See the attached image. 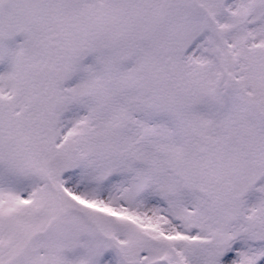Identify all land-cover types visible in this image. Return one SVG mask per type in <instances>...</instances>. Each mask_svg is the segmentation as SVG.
<instances>
[{"label": "snow or ice", "instance_id": "obj_1", "mask_svg": "<svg viewBox=\"0 0 264 264\" xmlns=\"http://www.w3.org/2000/svg\"><path fill=\"white\" fill-rule=\"evenodd\" d=\"M0 264H264V0H0Z\"/></svg>", "mask_w": 264, "mask_h": 264}]
</instances>
